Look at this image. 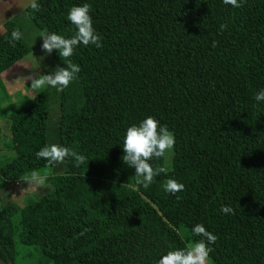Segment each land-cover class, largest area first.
Masks as SVG:
<instances>
[{"label": "trees", "instance_id": "obj_1", "mask_svg": "<svg viewBox=\"0 0 264 264\" xmlns=\"http://www.w3.org/2000/svg\"><path fill=\"white\" fill-rule=\"evenodd\" d=\"M37 3L39 11L24 9L30 23L65 38L76 31L71 7L90 4L103 47L74 49L69 59L81 71L58 93V144L86 162L77 167L67 157L62 174L47 175L49 192L0 206V264H14L15 232L18 244L52 264H157L186 247L179 229L200 239L190 232L196 224L217 236L212 264H264V102L254 99L264 89V0L240 8L223 0ZM14 29L22 30L7 21L0 34V75L29 52L12 41ZM50 56L56 68L67 65L58 51ZM148 116L174 134L175 145L169 168L145 188L122 161V146L126 129ZM47 119L43 89L10 111L15 158L0 170L9 180L46 169L36 153L48 145ZM165 163V156L150 161ZM169 178L184 190L165 192Z\"/></svg>", "mask_w": 264, "mask_h": 264}, {"label": "clouds", "instance_id": "obj_2", "mask_svg": "<svg viewBox=\"0 0 264 264\" xmlns=\"http://www.w3.org/2000/svg\"><path fill=\"white\" fill-rule=\"evenodd\" d=\"M244 2L245 0H223L225 5H231L234 8L242 7ZM25 6L34 11L40 10L37 0H26ZM90 9L91 5L85 3L82 6H73L69 10L67 19L76 29L71 38L49 33L47 30L40 33V38L43 41L42 51L50 55L56 50L59 56L68 62L66 66H58L47 75L27 77L26 79L31 80V89L39 90L45 86H51L63 91L81 71L80 66L72 63L69 59L74 54V49L80 44L84 46L91 44L96 48L103 47L101 38L93 27L92 17L89 14ZM2 17L3 14L0 13V18ZM226 28V24H221V33ZM21 38L22 33L19 29H14L11 32L12 41H19ZM212 46H216L215 41ZM254 99L258 103L264 102V89L259 90ZM174 145V134L166 126H161L154 117L148 116L138 125L133 124L126 129L123 137L124 155L122 161L135 169V176L142 177L143 186L147 188L155 177L165 172L163 167L153 168L150 161L154 158L164 157L173 149ZM36 156L38 159L42 158L47 161L46 169L53 165L63 164L67 157H72L77 167L84 164L87 159L83 154L55 143L44 146L36 153ZM46 177V171L44 175L38 171L31 173V181L36 185H43ZM137 182L140 183L139 180ZM164 190L175 195L184 190V185L174 178H169L164 183ZM220 211L225 215L235 214V210L229 205H221ZM190 232L193 237H200V239L191 240L184 249L168 251L157 261V264H212L210 253L213 248L210 245L215 244L217 236L206 230L203 224L194 225ZM83 234L82 232L79 235Z\"/></svg>", "mask_w": 264, "mask_h": 264}, {"label": "rangeland", "instance_id": "obj_3", "mask_svg": "<svg viewBox=\"0 0 264 264\" xmlns=\"http://www.w3.org/2000/svg\"><path fill=\"white\" fill-rule=\"evenodd\" d=\"M13 22L18 23L21 26L22 38L21 41L28 47V54L21 60L16 63L13 68L8 70L3 77V80H0V146L2 147V143H8L9 141V131L8 127H6V123L8 125V121L6 122L5 117L10 113L12 108H20L26 105L31 96L35 94L38 90L31 89V80L26 79L29 76L38 77L40 75H47L50 72L56 69V66L50 55L46 54L42 51L41 45L43 43L40 38V32L30 23L28 20L25 11L22 13H18L17 17L12 20ZM17 74L16 76L9 75ZM14 77V78H13ZM3 82V83H2ZM15 83V84H14ZM4 84V85H3ZM11 85L15 87V89H21L25 91L27 89L30 90V93L24 95L25 99L20 98V100L10 94H14L13 90L9 93ZM25 86V87H23ZM45 90L47 94V129H46V139L49 144H58L57 140V126H58V93L59 90L57 88H53L51 86H45L41 88ZM39 89V90H41ZM29 92V91H28ZM6 146V145H5ZM5 148V147H4ZM169 153L165 154V170L169 168L168 164V156ZM7 155H10L7 153ZM7 158V159H6ZM11 159L6 156V154H1L0 164L4 162L10 163ZM64 165V164H60ZM53 169L57 171L59 169L58 165H53ZM52 175V167L50 169H41L38 172L41 175L45 174ZM55 176V175H52ZM18 186H14L13 181H9L7 184L0 188V206L5 207L9 204H16L18 206H22L27 202H33L39 199L41 196L49 192V185L43 184L42 186H31L30 190L36 191L34 193H29L27 189V180L22 177V174H19ZM24 193V194H23ZM19 194H22L19 195ZM13 223H17V216L11 218ZM15 225V224H14ZM178 234L184 244H187L191 241L188 235L185 233L183 229L178 230ZM14 242H15V256H14V264H52L50 260L41 256L38 250L34 247H25L17 242L16 232L14 233Z\"/></svg>", "mask_w": 264, "mask_h": 264}, {"label": "crops", "instance_id": "obj_4", "mask_svg": "<svg viewBox=\"0 0 264 264\" xmlns=\"http://www.w3.org/2000/svg\"><path fill=\"white\" fill-rule=\"evenodd\" d=\"M25 3H26V0H19V2H18V0H0V13H2L3 14V17L2 18H0V34L3 32V25L7 22V21H12V20H14L16 17H17V15H18V13H22V11L24 12V9H25ZM24 58V57H23ZM23 58L21 59V60H23ZM21 60H19L18 62H20ZM18 62H16V63H18ZM15 63V64H16ZM14 64V65H15ZM13 65V66H14ZM13 66L11 67V68H13ZM10 68V69H11ZM9 69V70H10ZM8 71V70H7ZM6 71V72H7ZM6 72H4V73H2L1 75H0V80H3V77L5 76V73ZM17 74H10L9 75V77H8V79H9V82H10V76H16ZM14 78V77H13ZM3 83V82H2ZM15 84V83H14ZM4 85V84H3ZM9 87H11L10 88V90H9V93L10 92H12V90H13V92H14V94H10V97L12 96V95H14V96H16L19 100H20V98H22L23 97V99H25V96L24 95H26V94H28V93H30V90L29 89H27V90H25V91H22L23 90V88H22V90L21 89H15V87H13V86H11V85H8ZM23 87H25V86H23ZM29 91V92H28ZM34 95V94H33ZM32 95V96H33ZM32 96H31V98H32ZM30 98V99H31ZM12 109H14V108H12ZM4 120H6V122L8 121V125H7V123L5 124L6 125V127H9V114L5 117V119ZM9 141H8V143H5V144H1L2 145V147L0 146V157H1V154H6V156L8 157V158H10L11 159V161L15 158V156H14V153H13V151L10 149V146H9ZM47 144H48V142H47ZM6 145V146H5ZM5 147V148H4ZM7 153L8 154H10V155H7ZM7 159V158H6ZM10 162V161H9ZM7 163L8 162H4V163H1L0 164V170L1 169H3V170H5V166L7 165ZM64 164V163H63ZM58 166H59V169L57 170V171H55L54 169H53V166H52V175H60V174H62L63 172H64V170H65V166L64 165H60V164H58ZM51 175V176H52ZM0 177L3 179V180H6L7 181V183L9 182V181H13V183H14V186H18V180L19 179H21V178H18V179H13V180H9L8 178H7V175H6V173L4 172V171H2V172H0ZM24 177V179H26L27 180V182H28V184H27V189H28V192L30 193H34V192H36V191H32V190H30V188H31V186H34V185H36L35 183H33L32 181H31V174L29 175V174H27V175H25V176H23ZM45 185H47L46 183H44ZM36 186H42V185H36ZM50 187V186H49ZM24 194V193H23ZM19 195H21L22 196V194H19Z\"/></svg>", "mask_w": 264, "mask_h": 264}]
</instances>
